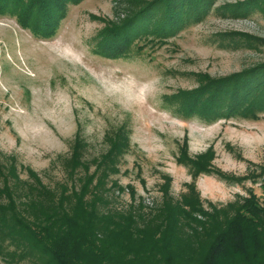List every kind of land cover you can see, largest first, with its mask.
<instances>
[{
	"label": "rangeland",
	"instance_id": "obj_1",
	"mask_svg": "<svg viewBox=\"0 0 264 264\" xmlns=\"http://www.w3.org/2000/svg\"><path fill=\"white\" fill-rule=\"evenodd\" d=\"M152 1H68L47 38L0 7V162L13 163L20 180L30 170L51 188L69 186L65 161L79 134L90 172L108 155L93 183L100 178L110 208L154 207L164 192L180 199L189 185L204 209L252 190L262 198L264 111L228 116L188 106L213 94L201 89L213 80L264 61V0H210L177 30L135 36L122 53L110 51L104 34ZM230 82L220 80L226 89ZM112 140L117 147L107 154ZM208 149L211 172L193 180V164L179 158ZM249 170L256 177L248 179ZM8 253L0 249V264H30Z\"/></svg>",
	"mask_w": 264,
	"mask_h": 264
},
{
	"label": "trees",
	"instance_id": "obj_2",
	"mask_svg": "<svg viewBox=\"0 0 264 264\" xmlns=\"http://www.w3.org/2000/svg\"><path fill=\"white\" fill-rule=\"evenodd\" d=\"M68 1L79 0H0V7L16 15L17 23L33 35L47 38L58 29ZM170 1L148 2L145 8L136 11L135 17L110 27L109 35L105 33L103 38L114 43L106 42L110 51L122 53L135 36L175 31L200 16L210 3V0H173V4ZM220 80L234 82L228 83L226 89ZM212 84L213 90L209 88ZM210 85L201 89L213 94L201 106L189 105L191 113L208 108L214 115L228 116L241 111L253 115L264 111V61L234 74L232 79H216ZM188 101L191 102L190 97ZM205 117L209 119L208 115ZM116 140L111 141L107 154L116 149ZM79 142L80 136L76 134L70 157L65 161L71 179L69 186L51 188L30 170L27 179L20 180L13 163L0 162V240H6L13 250L1 245L0 249L9 252L13 261L264 264V165L256 175L261 177L262 198L252 190L222 208L204 209L194 186L189 185L190 190L180 199L164 192L154 207L130 204L118 209L108 206V198L98 183L100 178L93 183L108 155L90 172L89 165L82 162ZM182 155L180 160L184 157L193 164V180L199 172H211L210 149L196 159H188L185 150ZM80 168L82 172L77 174ZM104 171L107 172V167ZM246 175L248 179L256 177L251 171Z\"/></svg>",
	"mask_w": 264,
	"mask_h": 264
}]
</instances>
